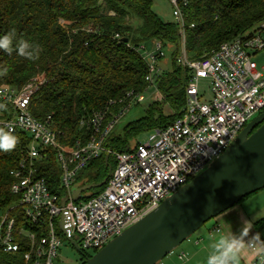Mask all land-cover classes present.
<instances>
[{
  "label": "built area",
  "instance_id": "2783aa9c",
  "mask_svg": "<svg viewBox=\"0 0 264 264\" xmlns=\"http://www.w3.org/2000/svg\"><path fill=\"white\" fill-rule=\"evenodd\" d=\"M169 2L182 37L178 62L190 70L185 88L186 104L172 123L153 128L149 140L136 144L134 149L117 151L106 146V141L125 111L133 103L145 100V91L154 87V100L164 102L165 95L155 84L162 64L160 57H164L163 44L158 40L151 41L152 50L144 44L136 48L148 64L149 87L141 94L127 93L130 101L111 118L107 110L95 112L87 122L91 129L88 139L78 140L73 148L60 140L50 116L39 119L30 111L32 97L45 82L41 75L19 90L0 83V100L8 106L6 114L0 109V128H11L13 133L23 132L31 138L26 155L10 171L13 177L10 191L19 200L7 211L0 212L3 253L16 254L21 249L16 237V219L11 216L16 208H22L30 223L45 227L46 231L40 238L23 228L19 231L30 244V250L24 254L26 264H55L62 245L61 235L74 239L81 250L97 252L204 171L248 121L264 111V65L260 66L254 58L264 51V20L245 34L221 44L209 55L189 60L184 17L189 0ZM202 79L211 81L212 97L208 101L200 95ZM49 150L55 152L60 167L63 197L54 193L46 179L37 174V160L48 158ZM103 154L113 155L116 162L105 188L94 197L72 200L78 174ZM66 197L69 200L63 204ZM62 217L66 234L56 229L57 224L60 228ZM255 264H264V256L258 255Z\"/></svg>",
  "mask_w": 264,
  "mask_h": 264
},
{
  "label": "trees",
  "instance_id": "16d2710c",
  "mask_svg": "<svg viewBox=\"0 0 264 264\" xmlns=\"http://www.w3.org/2000/svg\"><path fill=\"white\" fill-rule=\"evenodd\" d=\"M184 17L186 53L189 60H198L264 20V0H189ZM9 33L14 37V50L11 54L0 50V83L19 90L41 75L45 82L32 97L30 111L39 119L50 116L60 140L71 148L78 140L88 139L91 129L87 122L95 112L107 110L111 118L130 101L127 93L141 94L149 87L148 64L136 50L146 42L158 40L174 45L172 69L167 63L166 68L159 64L155 79L156 87L165 95L164 103L149 104L146 114L127 125L122 136L112 131L106 146L126 151L129 138L142 130L172 123L186 104L184 85L190 70L178 62L182 43L179 26L175 21H164L152 9L151 0H0V36ZM125 37L128 42L122 41ZM20 41L38 46V58L29 60L18 55L16 45ZM162 60L160 57L161 63ZM164 104L169 105V114L163 111ZM7 108L0 100L5 114ZM13 134L18 139L16 147L0 151V212L19 200L10 191V171L24 158L31 141L26 133ZM48 152V158L37 160V174L63 197L60 167L55 152ZM106 155L82 170L75 184L99 183L108 177ZM109 162L114 168L113 155ZM104 188L105 185L94 189L84 199ZM11 216L16 219L21 249L16 254L0 250V264H26L24 254L30 244L19 231L23 228L40 238L46 234L45 227L30 223L22 208L12 210ZM263 225L264 218L253 224L259 234Z\"/></svg>",
  "mask_w": 264,
  "mask_h": 264
},
{
  "label": "water",
  "instance_id": "95a60500",
  "mask_svg": "<svg viewBox=\"0 0 264 264\" xmlns=\"http://www.w3.org/2000/svg\"><path fill=\"white\" fill-rule=\"evenodd\" d=\"M128 38L122 41L128 42ZM164 68L166 66L164 65ZM103 181L76 186L71 199L78 201L87 190L104 186ZM264 189V111L246 124L226 150L208 168L195 176L141 220L114 237L84 264H159L210 219L247 196ZM69 200L64 198L63 204ZM60 229L66 234L62 217ZM80 252L78 243L68 238Z\"/></svg>",
  "mask_w": 264,
  "mask_h": 264
},
{
  "label": "rangeland",
  "instance_id": "374dc122",
  "mask_svg": "<svg viewBox=\"0 0 264 264\" xmlns=\"http://www.w3.org/2000/svg\"><path fill=\"white\" fill-rule=\"evenodd\" d=\"M152 9L164 20L167 22L174 21L173 9L169 0H151ZM135 26L138 25V22L133 23ZM148 50H152L154 48L153 43L146 42L144 43ZM174 49V45L172 44H163V52L164 57L162 62L167 63L169 69H172V60L171 53ZM254 58L258 62L260 66L264 65V51L257 53ZM181 88V87H180ZM186 85H184V89ZM199 90L201 98L204 100H210L212 97L211 91V81L210 79H202L199 84ZM154 87L150 88L148 91L144 92L145 100L140 101L138 103H133L129 109L125 111V113L119 118L117 124L114 128V134L122 136L124 134V129L130 123L142 118L146 114V110L149 104L153 101ZM164 111L166 113L170 112L169 106H165ZM261 113V112H260ZM253 116L248 122L254 119L257 115ZM154 133L153 129L142 130L139 132L137 136H133L128 139L129 145L134 149V146L137 143H146L150 136ZM30 137V135H29ZM207 166L206 168H208ZM79 186V184H76ZM94 192V189L87 190L84 192L85 197H90ZM227 212V213H226ZM264 218V189L255 192L242 201L224 211L220 215L210 219L203 226H201L196 232H194L187 240H185L180 246L173 250L169 256H177V254L181 253L183 249H186L187 246H193L195 242H201L199 248H202L206 242L209 240H214L215 242L224 235H234L236 237H241L243 228L245 226V222L247 220L251 221V230L247 233V235L242 236V239L247 242L249 241L255 233H258L253 224ZM246 219V220H245ZM229 225V230L227 229ZM216 227H220L222 230L221 233L216 232ZM56 229L60 232V228L58 224L56 225ZM232 230V232H231ZM261 240L264 241V225L261 228ZM62 245L59 249L58 258L55 260V264H83L85 261L80 260V253L73 247L70 241L63 237ZM77 240H80L76 237ZM197 240V241H196ZM198 248V247H197ZM244 252H250L247 243H245V247L242 248ZM253 250V249H252ZM86 251V250H85ZM90 256H93L96 252L92 250H87ZM264 256V255H263ZM166 258V257H165ZM160 264V263H159ZM239 264H243L241 260H239Z\"/></svg>",
  "mask_w": 264,
  "mask_h": 264
},
{
  "label": "clouds",
  "instance_id": "9594fccd",
  "mask_svg": "<svg viewBox=\"0 0 264 264\" xmlns=\"http://www.w3.org/2000/svg\"><path fill=\"white\" fill-rule=\"evenodd\" d=\"M13 35L11 33L0 36V50L11 54L13 48ZM18 55L26 57L29 60L38 58L39 47L30 45L26 41H20L16 45ZM18 139L13 134L11 128L7 130L0 129V151H11L16 147ZM251 222L246 221L241 237L224 234L218 241L212 245L213 251L210 252L206 259V264H239V253L245 247V243L249 248L255 249L258 255H264V241L261 240V235L255 233L253 237L245 242L242 236L247 235L251 230Z\"/></svg>",
  "mask_w": 264,
  "mask_h": 264
},
{
  "label": "crops",
  "instance_id": "0c3cea01",
  "mask_svg": "<svg viewBox=\"0 0 264 264\" xmlns=\"http://www.w3.org/2000/svg\"><path fill=\"white\" fill-rule=\"evenodd\" d=\"M162 64L165 65L164 62ZM153 102H157L154 100V97H153L152 103ZM159 102H163V101H159ZM165 106H169V105L164 104L163 105V111H164ZM170 112H171V109H170ZM169 113L165 112V114H169ZM113 133H114V130H113ZM128 149H132V147L129 145ZM87 184H89V183H87ZM87 184H79V186H83V185H87ZM83 195H84V193H83ZM247 221H250V220H247ZM216 228H219V230H220L219 232L216 231L217 233L222 232L220 227H216ZM229 228L230 227L228 225L227 229L229 230ZM231 232H232V230H231ZM215 243L216 242L214 240H212V241L209 240L208 242H206V244L203 245L202 248H199V246L201 244V242L199 240V241L195 242L193 246H187L186 249L181 250L182 252L177 254L176 257L168 255L166 258H164L160 262V264H206L207 256L210 252L213 251L212 245ZM249 249H250V252H248V251L244 252L243 250H241L239 253L240 260L243 262V264H255L257 261L258 254L256 253L255 250H252V248H249ZM181 255H183V258H180Z\"/></svg>",
  "mask_w": 264,
  "mask_h": 264
},
{
  "label": "flooded vegetation",
  "instance_id": "af4514ba",
  "mask_svg": "<svg viewBox=\"0 0 264 264\" xmlns=\"http://www.w3.org/2000/svg\"><path fill=\"white\" fill-rule=\"evenodd\" d=\"M79 253H80V260H82V261H85V258L90 256L89 253L87 251H84V250H80Z\"/></svg>",
  "mask_w": 264,
  "mask_h": 264
}]
</instances>
